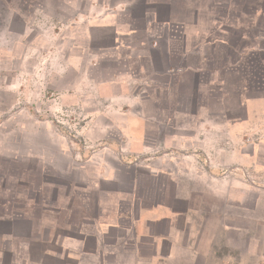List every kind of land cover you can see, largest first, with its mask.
I'll return each instance as SVG.
<instances>
[{"label":"rangeland","instance_id":"374dc122","mask_svg":"<svg viewBox=\"0 0 264 264\" xmlns=\"http://www.w3.org/2000/svg\"><path fill=\"white\" fill-rule=\"evenodd\" d=\"M92 1L0 0V264H264V218L252 212L264 204V0H190L202 18L188 23L187 52L179 24L152 21L148 3L107 0L99 15ZM183 59L200 72L151 90L171 81L149 78L152 64ZM126 70L141 73L139 83H122ZM138 84L157 97L141 101L154 120L147 126L114 98ZM198 104L213 116L170 111ZM106 112H128L126 128L105 129L114 119ZM180 137L183 147H165ZM170 152L191 162L167 161ZM185 203L200 210L185 213L200 222L195 258L157 254L168 246L162 222L138 223L137 238L127 228L137 211ZM100 209L122 225L103 245L86 222Z\"/></svg>","mask_w":264,"mask_h":264},{"label":"crops","instance_id":"0c3cea01","mask_svg":"<svg viewBox=\"0 0 264 264\" xmlns=\"http://www.w3.org/2000/svg\"><path fill=\"white\" fill-rule=\"evenodd\" d=\"M204 1L205 0H195V2H196L195 4L199 6V4H204L205 3ZM121 2H123V3H121ZM120 3L121 4H119V7H122L124 4L126 5V7H129L128 5H130V4L132 5L135 3L136 4L148 3L150 5V7H148V9L146 10L145 15L148 14V16H150L152 21L161 23L163 28L166 24L169 25L170 23H172V21H175L176 24H179V27H181L182 32H183V37H184V39H183L184 40V52H187V41H188L187 39L190 37V32L188 31L189 21L192 22V27H193V26H196L197 24H199V20H200V18H202L201 17V11H202L201 7H195L194 9L191 10V8H189V5L191 3L193 4V2L190 0H164L161 3L158 1L155 3H152V2L150 3L147 0H121ZM98 4H100L99 15H106V13L110 9V8H108L107 0H100V1L93 0L90 4L91 6L89 9V13H92L94 10V7L98 6ZM125 9L124 10L119 9L118 12L125 13V11H126ZM190 10L192 11V13ZM169 30H170V28H169ZM195 38L197 39L198 36H196ZM201 40L203 41V38L199 37V40L196 44H200ZM170 53H171V51L168 50V56H170ZM184 54H185L184 55V58H185L186 53H184ZM154 58L155 57H153V56L150 57L151 62H153V63L155 62ZM185 59H183V61L179 65L168 66L167 68H164L162 70L158 69V67H156V65L152 64L153 67L149 71V74H148L149 78L152 79V78L158 77V76H166L167 78H170L171 81H169V82L166 81L163 83L154 82L153 84H151V86H149L150 88H152L151 90L155 89L156 92H158L159 89H163L164 91H171L172 88H174L175 86L180 84V82L182 81V76L185 73L191 71L193 73L198 74V72H200L201 66H199V65L190 66L187 64ZM140 76H141V73L135 74L132 70H126L125 72H123L119 76V78L121 79L122 83L134 85L135 83H139ZM140 88H141V84H138L137 93L134 91H132V92L131 91H128V92L118 91L117 93H115L114 98L119 99V100L123 101L124 103H127V104L130 103L131 104V108H127L126 111L133 109V107L137 111L140 110V112H135L134 116H137V118L140 119L144 123V126H147L148 123H149V125L153 124L154 120L152 119V117L147 115V113L144 111V109L141 105V101L153 100V99L156 100L157 97H156V95H154L155 96V98H154L152 93L150 94L149 92L146 95H141L145 92L143 91V93H141V91L139 90ZM174 92H175V90H174ZM142 96H144V97H142ZM194 99L195 98H193V100ZM195 106H196V111H198V112H193L192 109H190V111L187 109H181L180 107H174L170 111L178 112L179 114H177V115H179V117H183V115H186L187 112H189L188 114H191L194 116H199L201 118L209 116V114H211L213 116V113L208 112L207 107L204 106L203 104H198ZM126 113H128V112H106V115H108L109 117L111 116L114 119H113V121H111V119H106L107 122L104 123L105 129H109V127L113 128L116 126V124H118L122 128H126V125L128 124V118L127 117H131V116H128V114H126ZM201 123H203L202 119H201ZM200 127H202V126H199V128ZM100 129L102 130V128H100ZM146 129L147 128H145L143 130L144 136H145V134L147 135ZM174 129H173L174 131L171 132V137H173V136L179 137L180 135L178 133H180V131L177 128H174ZM215 129H216V131H217V129H219V123L218 122L215 125ZM212 132H213V130H212ZM181 137L178 140H176V138L172 139L169 144L165 143L164 144L165 147L170 148L172 150L175 147H177V148H179L180 146L183 147V144H182L183 139ZM132 142L133 141H131L129 143V146H131ZM200 143H201V145L203 144L202 142H197V141H193L190 144L192 147H196ZM143 146H144V148L155 149V147H158V144H154L153 146H151V145H148L145 142H143ZM201 147H203V146H201ZM168 154H169V156H168L169 158H166L167 161L172 160L175 162V160H177L175 162V164H177V162H191V160H188L189 158H184L186 156H183V158L177 157L176 159H174L173 157H171V152ZM211 161L213 163V161H214L213 158ZM192 177H193L192 178L193 181H199V178H196L195 176H192ZM211 189H213V184H212ZM194 190H195V188H194ZM179 197L182 200V197L180 194H179ZM181 200H179V201L181 202ZM198 209H199V207H197L195 205H188L187 203H185V204H173L169 207L168 206L155 205L153 207L146 208L143 211L142 210L137 211L136 215L134 214L135 216H133V219H132L133 221L131 220L132 225L127 226V228H131L130 230H132V232H133L132 234H133L134 238H137V236H138L137 231L138 230L136 229V227L139 225L138 223H142L145 220L147 223V227H149L150 225H155L156 223L162 222L164 227L166 228L164 231L165 235L163 238L165 241H167L168 246H166L160 253H157V254L161 255L162 257L164 255V260H167V261H173V260H177L180 258L182 260L186 261L192 257V256H188V255H195L194 256V258H195V257H197L196 255L199 254V251L196 247V238H193V236H195L194 232L196 230L200 229V227L198 226L200 224V222H196L193 219L194 216H187L186 215L187 212H189V211L194 213V214H196L197 212H200V210H198ZM213 209H217V208L212 207V210ZM116 212L118 214L121 213L119 215H122V212L120 210H118ZM252 212L255 214L256 218H260V219L264 218V204H263V202L260 201L259 202V208H254L252 210ZM91 213H94V214L93 215L91 214L92 217L90 216L91 217L90 221H86V222H93L95 224L96 229H98L100 231L99 238L102 237L101 239H98L97 245H103V244H105L103 241V236L105 233H107V230H109L110 228H113V226L114 227H122V225L119 222L107 224L103 219L104 213L101 209L99 211L91 210ZM182 214H185V216H186L185 221H181L180 225L177 226V221H179ZM121 217H119V219ZM187 219H188V221H187ZM54 223H52V226L50 227L51 230L54 228H57L56 222H54ZM58 225H60V224H58ZM187 227H188V230H187ZM150 228L151 227H149V229ZM185 228L188 231V233H187L188 235L184 233V231H186ZM189 229L192 232V234H191V232H189ZM150 235L155 238V235H153L151 232H150ZM185 236H189V238L187 239L188 241H185V239H184ZM116 243L117 242H115L114 244H116ZM154 255H156V253ZM154 259H157V258L155 257Z\"/></svg>","mask_w":264,"mask_h":264}]
</instances>
